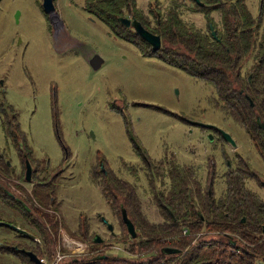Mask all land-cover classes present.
Listing matches in <instances>:
<instances>
[{
    "label": "rangeland",
    "instance_id": "obj_1",
    "mask_svg": "<svg viewBox=\"0 0 264 264\" xmlns=\"http://www.w3.org/2000/svg\"><path fill=\"white\" fill-rule=\"evenodd\" d=\"M54 1L57 16L52 22L42 8V0H0V113H6L8 120L9 109L16 113L31 155L34 182L39 184L35 186L37 195H41L43 181L50 179L44 184L55 186L53 205H49L52 209L31 198L26 202L50 214V230L58 233L54 248L42 247L44 264H59L63 258L85 254L86 241L74 234L80 219L86 221L89 240L98 233L107 252L131 256L125 243L115 242L124 238L125 226L95 181H99L101 163L121 179L127 173H137L135 167L142 160L136 144L152 158L163 153L171 158L175 153L178 161L190 162L202 185L208 184L213 172L214 188L221 190L225 160L231 161L233 152L219 140V134L212 131L214 140L210 141L211 132L193 124H210L231 135L236 143L235 155L243 156L248 170L257 174V181L250 180V186L264 196V187L260 186L264 181L263 162L244 129L213 105L211 86L115 37L86 10V0ZM155 1L136 0V4L146 12ZM158 1L163 8L171 2ZM184 1L186 7L192 6L190 0ZM246 2L252 15L261 17L264 27V0ZM181 17L190 26L206 28L201 12L183 9ZM95 54L102 59L97 68L88 62ZM1 118L0 114V158L11 170L15 167L23 179L24 158L17 154L12 137L7 136L14 131L6 132ZM18 141L22 143L21 138ZM214 159L215 168L210 167ZM19 178L18 174L5 175L0 182L23 197L17 190L22 180ZM163 181L166 178H157V185ZM23 184L31 193L33 184ZM148 190L145 183L136 189L141 211L149 221H160V209L150 200ZM12 203L9 196L0 197V264H27L11 251L1 250L6 245L20 247L18 237L24 239L26 234L16 228L24 229L25 221ZM41 203L48 205L42 199ZM102 216L117 235L111 236ZM61 245L63 250L59 252ZM49 250L53 252L50 259L44 254Z\"/></svg>",
    "mask_w": 264,
    "mask_h": 264
},
{
    "label": "trees",
    "instance_id": "obj_2",
    "mask_svg": "<svg viewBox=\"0 0 264 264\" xmlns=\"http://www.w3.org/2000/svg\"><path fill=\"white\" fill-rule=\"evenodd\" d=\"M190 1L192 6L186 7L184 0H171L163 8L156 0L150 2L146 12L137 7L136 0H86L85 8L115 37L130 41L143 54L154 55L211 86L215 93L211 100L213 105L244 128L264 165V134L255 120L256 115L264 120V27L261 17L252 15L246 0H200L201 4ZM183 9L201 12L206 28L190 26L181 17ZM213 13L217 14L216 18ZM123 15L135 17L145 28L158 34L160 47L151 49L131 27L123 25L119 21ZM209 22L216 31V38L211 36ZM9 110V120L5 118L6 113H0L2 126L6 132L14 131L7 136L14 138L15 145L20 146L19 154L24 152L25 157L31 158L16 113ZM241 165V168L223 173V186L218 195L214 191L212 174L208 184L202 185L193 168L176 166L169 173L171 186L158 194L165 206L162 208L164 218L160 222L147 220L132 185L121 182L111 170L100 166L99 181L95 182L102 195L119 216V205H123L134 225V237L125 228L124 238L115 241L125 243L131 256L109 253L103 242L98 246L90 243L86 221L80 219L78 231L74 234L90 244L89 253L84 252L87 254L82 257L73 256L60 264H264V197L248 185V179L257 180V174L248 170L245 163ZM9 169L0 158V177L15 175ZM18 175L19 180L22 179V175ZM7 181L10 183L11 179ZM32 182L31 193L21 182L17 185L23 197L0 182V197L9 196L25 225L32 224L43 245L54 248L58 233L50 230L53 220L47 216L51 215L33 203L26 209L20 202H28L31 198L41 206L52 208L49 205H53L54 189L40 184L39 197L35 190L39 184ZM40 198L48 205H43ZM54 221L58 226V220L54 218ZM231 240L234 243H230ZM165 246L178 248L179 252L164 254L161 249ZM59 249L62 251L63 245ZM1 250L11 251L24 263L27 261L25 254L15 245H6ZM43 250L40 247L35 250L38 257H42ZM44 254L49 259L53 256L50 250ZM143 255L145 257L141 258Z\"/></svg>",
    "mask_w": 264,
    "mask_h": 264
},
{
    "label": "flooded vegetation",
    "instance_id": "obj_3",
    "mask_svg": "<svg viewBox=\"0 0 264 264\" xmlns=\"http://www.w3.org/2000/svg\"><path fill=\"white\" fill-rule=\"evenodd\" d=\"M129 17H131V16H129ZM252 104H253V102H252ZM255 120H256V123H257V126L259 127V129H261L262 130V132H263V134H264V130L259 126V124H258V120H260V121H262L263 123H264V120L259 116V115H256V117H255ZM194 126H197V127H199V128H202V127H204L203 129H208V131H210L211 133H210V136H211V138H210V141H212V140H214V136H213V134H212V131L214 132V133H217V134H219V140L223 143V144H225V145H228L229 147H230V149L232 150V152L234 153V149L236 148V143H235V145H232L230 142H228L227 140H225L224 138H223V136H222V133H221V131H220V129L221 128H218V127H216V126H212V127H210V126H201L200 127V124H193ZM242 127V126H241ZM243 128V127H242ZM244 129V128H243ZM221 130H223V129H221ZM224 131V130H223ZM245 131V130H244ZM246 133V132H245ZM247 134V133H246ZM208 136V135H207ZM231 136V135H230ZM232 138V137H231ZM249 138V137H248ZM12 140H13V143H14V138H12ZM234 141V140H233ZM251 141V140H250ZM235 142V141H234ZM252 142V141H251ZM252 144H253V142H252ZM14 145H15V143H14ZM253 146H254V144H253ZM15 149H16V151H17V154H19V151H18V149H20V146H16L15 145V147H14ZM222 149L224 148V147H221ZM254 148L256 149V147L254 146ZM135 149H137V151H138V157H140L141 158V164H140V166L138 165V167H135V169H136V171H138L137 173H127V176H126V178L125 179H121L122 177H118L120 180H121V182H123V183H129L130 185H132V187H133V189H134V192L136 193V196H137V199H138V202H139V207H140V201H139V197H138V193H137V191H136V189H140V187L141 186H143V184L145 183L146 184V187H147V190H148V188H149V190H150V192H151V198H150V200H152V202H154L156 205H157V207L160 209L159 210V214H160V216H161V220L160 221H162V219L164 218V215H163V213H162V208L163 207H165L164 206V204L163 203H161L160 202V200H159V197H158V194L162 191V190H167L170 186H171V180H170V175H169V173L171 172V170L172 169H176V166H186V167H191V168H193L192 167V164L190 163V162H183V161H178L177 160V157H176V154L174 153V155H175V157H169L167 154H165V153H163V155L161 156V157H158V158H152V157H150V156H148V155H146L147 154V152H146V150L145 149H142L141 147H139L137 144H136V146H135ZM256 151H257V149H256ZM222 152H223V150H222ZM226 152V151H225ZM220 153H221V149H220ZM227 153V152H226ZM233 153L229 156L230 158H231V161L229 160V159H226L225 160V171H227V170H234V169H237V168H241L242 167V165H241V163L243 162V163H245L246 164V166H247V164H248V162H246L245 161V158L243 157V156H241V155H239V154H236L235 155V153H234V155H233ZM257 153H258V151H257ZM228 154V153H227ZM21 155V154H20ZM18 155L17 157L20 159L21 158V156H22V158H26L25 157V155H24V153H23V155ZM229 155V154H228ZM258 155H259V153H258ZM66 156L67 155H65V156H63V158H64V160L63 161H66ZM221 156L223 157V154H221ZM9 157V156H8ZM221 157V159H222V162H223V158ZM259 157H260V155H259ZM28 158V157H27ZM261 158V157H260ZM8 159V161L10 160V158H7ZM24 159H23V166H24ZM29 159V158H28ZM238 159H240L242 162H240V161H238ZM3 160H5L4 158H3ZM6 161V160H5ZM30 161V160H29ZM31 162V161H30ZM48 162H46V164H47ZM215 164H216V162H215V159L213 160V163L212 162H210V167L213 165V167L215 168ZM32 165V164H31ZM66 168V167H65ZM122 170H124V167H122L121 168ZM12 171L13 172H15V174H20V173H18L17 171H16V168L15 167H13L12 168ZM195 171V170H194ZM225 171L223 172V173H225ZM24 172H25V166H24ZM161 172H163L162 174H161ZM195 174H196V171H195ZM212 174H213V172H212ZM131 176H132V178H131ZM34 177H35V171H34V168H33V166H32V174H31V180L30 181H26L25 179H24V176H23V179L20 181L22 184H23V182L25 181L26 183H32L33 184V182L32 181H34ZM160 177H163V178H166V181H163L162 182V188L160 189V187H161V185H157V178H160ZM168 177V178H167ZM213 177H214V175H213ZM214 179H215V177H214ZM50 180V179H49ZM48 180V181H49ZM145 181L144 183L142 182V181ZM250 180H254V179H252V178H250V179H248V185H249V187L252 189V190H254V191H256L255 189H253V187L252 186H250V184H249V182H251ZM23 181V182H22ZM48 181H43V183L42 184H44V183H48ZM255 181H257V180H254V181H252V182H255ZM214 183V182H213ZM46 185V184H45ZM260 186H263L264 187V181H261V185ZM46 190H47V188L46 187H44ZM53 189H54V192H55V186L53 187ZM148 190V191H149ZM214 191H215V194L216 195H218V193L220 192V190H215V188H214ZM260 196H262V194L259 192V191H256ZM8 194H9V192H8ZM53 195H54V193H53ZM264 197V196H263ZM51 199H52V201H54V198H53V196L51 197ZM20 202H22L23 203V206L24 205H26V201H23V200H20ZM120 204V203H119ZM153 204V203H152ZM26 209H29V207L30 206H24ZM121 207H123V205H119V213H120V217H121ZM47 209H50V208H48V207H46ZM52 209V208H51ZM140 210H141V208H140ZM54 211V210H53ZM55 212V211H54ZM142 212V211H141ZM148 220V219H147ZM160 221H150V222H160ZM121 222H122V224L125 226V224L123 223V221H122V217H121ZM78 223H79V220H78ZM27 227H32L33 229H31L32 231H30ZM22 228H24V229H26L27 231H29V232H31L32 233V235H33V237L31 238V237H28V236H26V235H24V239H22V238H20V237H18V239H20V243L22 244V245H20V247H18L19 248V250H21V248H23V249H25V250H29V251H32L37 257H38V253L36 254V251H37V249H39V247L40 248H42L44 245H43V243H42V241H40L39 240V234H38V231H37V229L36 228H34V226L32 225V224H29V223H27V225H24V226H22ZM125 228H126V226H125ZM111 233V232H110ZM113 234H115V235H117V233H114V232H112ZM111 233V234H112ZM41 239V238H40ZM90 243H91V238H90ZM87 247H88V249H89V247H90V244L87 242ZM36 250V251H35ZM24 253V252H23ZM87 253H89V252H87ZM87 253H85V254H87ZM25 254V253H24ZM65 255H67V254H64V256ZM25 256L27 257L26 258V263L27 264H36L33 260H31L30 259V257L27 255V254H25ZM42 262H43V264H44V260L42 259V257H38ZM70 258H63L62 260L63 261H68ZM62 261V262H63ZM61 263V262H60ZM59 263V264H60Z\"/></svg>",
    "mask_w": 264,
    "mask_h": 264
},
{
    "label": "water",
    "instance_id": "obj_4",
    "mask_svg": "<svg viewBox=\"0 0 264 264\" xmlns=\"http://www.w3.org/2000/svg\"><path fill=\"white\" fill-rule=\"evenodd\" d=\"M195 1L197 3H200V4L202 3V2H200V0H195ZM41 4H42V8L44 9V11L49 14V17L51 18V20L53 22V17L57 16L55 1L54 0H42ZM119 21L127 27H132L134 32L137 33L142 39H144L150 45L151 49L155 50V49H158L160 47V45H161L160 36L156 33L151 32L147 28H145L142 25V23L138 19H136L135 17H133V16H131V17L120 16ZM208 26L210 29L211 36L216 38L217 34H216V31H215L212 23L209 22ZM88 62L93 68H97L100 66L102 59L97 54H95L88 60ZM250 104L252 105V101H250ZM258 124L264 130V123L262 121L258 120ZM204 126L212 127L213 125L205 124ZM220 131H221L222 136L225 140L230 142L232 145H235V142L233 141V139L231 138V136L227 132H225L221 129H220ZM8 164H9V161H8ZM24 166H25L24 179L26 181H30L31 180V174H32V165H31V162L29 161V159L27 157L24 160ZM100 166L103 169L102 163L100 164ZM121 217H122L123 223L126 226L128 233L130 234V236L134 237L136 235V231H135V228H134L132 221L128 218V216L126 214L124 207H121ZM101 218H102V221L104 223H106L108 229L111 232L113 229L112 224L110 222H108V220L104 216H102ZM0 222H2V221H0ZM16 228H18L19 231H24L26 233L25 234L26 236L31 237V238L33 237V235H31V233L28 232L26 229H20L19 227H16ZM91 242L102 243L103 238L98 233H93V235L91 236ZM230 243H234V241L231 240ZM21 251L24 252L25 254H27L30 257V259L33 260L36 264H43V262L32 251L25 250L23 248H21ZM161 252L164 254L177 253V252H179V249L175 248V247H171V246H165L161 249ZM100 256L104 257L105 254H101Z\"/></svg>",
    "mask_w": 264,
    "mask_h": 264
},
{
    "label": "built area",
    "instance_id": "obj_5",
    "mask_svg": "<svg viewBox=\"0 0 264 264\" xmlns=\"http://www.w3.org/2000/svg\"><path fill=\"white\" fill-rule=\"evenodd\" d=\"M61 244H62V243H61ZM84 244H86V245H87V243H86V242H84ZM82 245H83V244H82ZM74 248H75L76 250H78V249H77V247H76V245H75V247H74ZM57 250H58L59 252H61V250H60V249H57ZM87 250H88V247H87V249H86V251H85V252H87ZM65 252H66V251H65ZM64 254H65V253H64ZM64 254H63V255H64ZM57 255H60V254H58V253H57ZM61 255H62V254H61Z\"/></svg>",
    "mask_w": 264,
    "mask_h": 264
}]
</instances>
